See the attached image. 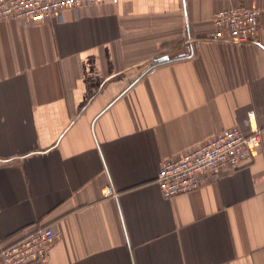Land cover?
I'll list each match as a JSON object with an SVG mask.
<instances>
[{
    "label": "crops",
    "instance_id": "crops-1",
    "mask_svg": "<svg viewBox=\"0 0 264 264\" xmlns=\"http://www.w3.org/2000/svg\"><path fill=\"white\" fill-rule=\"evenodd\" d=\"M237 4L260 9L256 40H210L213 13ZM250 111L251 161L162 197L163 160L247 131ZM42 225L57 236L29 264H264V0H103L62 22L0 21V250Z\"/></svg>",
    "mask_w": 264,
    "mask_h": 264
},
{
    "label": "built area",
    "instance_id": "built-area-1",
    "mask_svg": "<svg viewBox=\"0 0 264 264\" xmlns=\"http://www.w3.org/2000/svg\"><path fill=\"white\" fill-rule=\"evenodd\" d=\"M103 0H0V21L17 19L37 25L45 19L63 21L65 11L90 7ZM260 27V9L244 4L228 6L212 15L209 39L238 45L256 40ZM247 131L230 127L218 131L203 144L161 162L155 182L165 199L188 193L200 187L205 179L219 171H236L251 161L261 143L262 131L254 113L247 114ZM104 195H115L112 187ZM57 233L52 225H42L8 243L0 250V264H29L45 261Z\"/></svg>",
    "mask_w": 264,
    "mask_h": 264
},
{
    "label": "water",
    "instance_id": "water-1",
    "mask_svg": "<svg viewBox=\"0 0 264 264\" xmlns=\"http://www.w3.org/2000/svg\"><path fill=\"white\" fill-rule=\"evenodd\" d=\"M166 60V57H159L155 60L156 63Z\"/></svg>",
    "mask_w": 264,
    "mask_h": 264
}]
</instances>
